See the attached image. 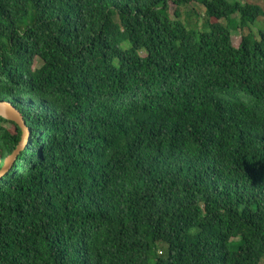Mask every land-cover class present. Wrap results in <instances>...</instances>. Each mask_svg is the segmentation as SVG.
<instances>
[{
    "label": "trees",
    "instance_id": "16d2710c",
    "mask_svg": "<svg viewBox=\"0 0 264 264\" xmlns=\"http://www.w3.org/2000/svg\"><path fill=\"white\" fill-rule=\"evenodd\" d=\"M262 19L0 0V102L32 132L0 181V264H264ZM22 135L0 117V171Z\"/></svg>",
    "mask_w": 264,
    "mask_h": 264
},
{
    "label": "water",
    "instance_id": "95a60500",
    "mask_svg": "<svg viewBox=\"0 0 264 264\" xmlns=\"http://www.w3.org/2000/svg\"><path fill=\"white\" fill-rule=\"evenodd\" d=\"M0 117L9 122L17 124L23 132L22 139L18 148L10 157L6 159L3 169L0 171L1 181L13 169V167L19 160V157L27 149L32 138V132L26 124L24 115L10 102H0Z\"/></svg>",
    "mask_w": 264,
    "mask_h": 264
},
{
    "label": "rangeland",
    "instance_id": "374dc122",
    "mask_svg": "<svg viewBox=\"0 0 264 264\" xmlns=\"http://www.w3.org/2000/svg\"><path fill=\"white\" fill-rule=\"evenodd\" d=\"M246 1H250V2H253V3H257L259 4L260 6H262L264 8V0H246ZM196 9L198 12H199V16L200 18L198 17H192L189 19L190 21V25L191 27H195L197 29H200L201 25L204 23L205 21V12H204V9L198 5V4H195V5H190V6H184L181 10V13H182V17L184 19H188V14L190 12H193V10ZM262 22H260V24L256 27H254L252 30H254L255 33H258V30L260 28H264V19L261 20ZM233 38H234V46L236 48L240 47L241 46V41H242V38H241V34L237 31V29L235 27H233Z\"/></svg>",
    "mask_w": 264,
    "mask_h": 264
}]
</instances>
